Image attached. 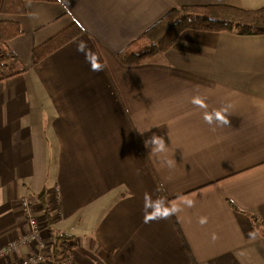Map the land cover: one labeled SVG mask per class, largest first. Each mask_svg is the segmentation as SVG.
Listing matches in <instances>:
<instances>
[{"label":"crops","instance_id":"obj_1","mask_svg":"<svg viewBox=\"0 0 264 264\" xmlns=\"http://www.w3.org/2000/svg\"><path fill=\"white\" fill-rule=\"evenodd\" d=\"M3 1L0 24L22 31L7 49L25 71L0 80V251L26 233L28 198L45 235L72 239L76 264H264V35L190 30L141 65L119 58L173 9L264 0H27L22 15ZM73 24L82 33L34 63ZM223 108L230 125L218 126ZM153 134L165 153L145 147ZM146 193L181 211L144 223ZM45 240L38 264L54 260ZM38 249L20 243L0 264Z\"/></svg>","mask_w":264,"mask_h":264},{"label":"trees","instance_id":"obj_2","mask_svg":"<svg viewBox=\"0 0 264 264\" xmlns=\"http://www.w3.org/2000/svg\"><path fill=\"white\" fill-rule=\"evenodd\" d=\"M25 1L4 0L1 12L4 14L22 15L26 13ZM56 2L57 0H33ZM202 31L221 33L227 32L240 36L264 35V6L259 9L237 8L226 5L184 6L173 9L163 19L153 25L140 37L134 40L119 54L126 65H141L161 53L169 51L186 31ZM22 33L19 25L12 23L0 24V80L15 76L25 71L18 68L17 58L9 53L7 43ZM82 33L78 24L60 32L33 51L34 63H39L62 46L77 38ZM11 59L14 61L8 64ZM50 223H55L50 207L44 205ZM54 248V262H58L56 253L60 244L67 252L74 247L72 239L60 232L51 231Z\"/></svg>","mask_w":264,"mask_h":264},{"label":"clouds","instance_id":"obj_3","mask_svg":"<svg viewBox=\"0 0 264 264\" xmlns=\"http://www.w3.org/2000/svg\"><path fill=\"white\" fill-rule=\"evenodd\" d=\"M78 50H82L78 48ZM85 58L88 60V54L85 53ZM90 67L92 71H101L102 65L96 62L95 59L89 60ZM195 103L203 106V101L199 98L194 101ZM228 111L227 108H223L216 112V121L218 122V126H227L230 125V120L224 114ZM205 120L209 124H213L214 121L205 116ZM145 147H150L151 152L155 154L165 153L167 151V144L163 137L153 134L149 139L144 141ZM168 167H172L174 161H166ZM183 205L191 208L194 206V201L192 199H184L181 202ZM143 211V221L144 223H150L153 221H158L161 219H168L173 215H176L181 211V207L179 205H170L167 201L162 197H157L156 199L152 198L151 194L146 193L144 197V207ZM201 223H206V219L202 218Z\"/></svg>","mask_w":264,"mask_h":264},{"label":"built area","instance_id":"obj_4","mask_svg":"<svg viewBox=\"0 0 264 264\" xmlns=\"http://www.w3.org/2000/svg\"><path fill=\"white\" fill-rule=\"evenodd\" d=\"M0 55H1V48H0ZM22 206V213L26 217L27 220V231L22 236L21 240L17 243H12L5 249L0 251V259H2L8 251H10L12 248L17 247L18 244H27L31 246H36L39 249L35 254L32 256L23 259L20 264H38L43 259H45L44 252H47V247L49 246L48 242L45 240V232H48L47 229H49L50 225H42L40 223L39 218L36 216V206L33 204V202L28 199H22L20 201ZM64 246L60 244L58 249V262L60 264H76L74 259L72 258L71 253L64 251ZM53 251V250H52ZM49 253V252H48ZM54 262L53 258L50 256L47 258V264H52Z\"/></svg>","mask_w":264,"mask_h":264},{"label":"bare ground","instance_id":"obj_5","mask_svg":"<svg viewBox=\"0 0 264 264\" xmlns=\"http://www.w3.org/2000/svg\"><path fill=\"white\" fill-rule=\"evenodd\" d=\"M46 235L50 237L51 241H53V238H54V237L52 236V233H49V234L47 233ZM46 235H45V237H46ZM75 263H76V262H75Z\"/></svg>","mask_w":264,"mask_h":264}]
</instances>
